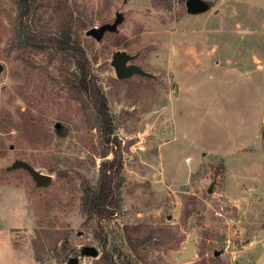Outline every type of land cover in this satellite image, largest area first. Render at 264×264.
<instances>
[{
	"label": "rangeland",
	"instance_id": "1",
	"mask_svg": "<svg viewBox=\"0 0 264 264\" xmlns=\"http://www.w3.org/2000/svg\"><path fill=\"white\" fill-rule=\"evenodd\" d=\"M224 1L214 0L213 8ZM75 2L92 20L88 29L121 18L116 32L99 42L77 33L121 150L119 211L108 224L104 250L80 209L82 185L95 187L100 163L111 158H101L103 132L89 127L78 95L65 83L76 75L71 59L12 47L16 5L0 0V240L16 229V244L30 247L34 259L35 230L67 231V254L46 252L35 264H103L105 252L119 260L126 225L164 227L182 240L149 252L154 264L192 263L204 241L206 256L217 251L224 264L250 244L264 248V70L217 73L194 64L190 55L200 49L205 15H188L178 0ZM246 2L240 14L259 22L255 6L264 0ZM37 15L36 30L53 32L50 15ZM119 51L150 77L116 79L110 62ZM17 162L50 175V184L37 187L24 169L9 170ZM188 235L194 258L179 262ZM83 246L96 248L97 257L81 256ZM245 256L234 264H264V252Z\"/></svg>",
	"mask_w": 264,
	"mask_h": 264
},
{
	"label": "trees",
	"instance_id": "2",
	"mask_svg": "<svg viewBox=\"0 0 264 264\" xmlns=\"http://www.w3.org/2000/svg\"><path fill=\"white\" fill-rule=\"evenodd\" d=\"M16 5L15 20H10L13 30L12 47L17 50L32 49L39 52H51L69 57L76 69L73 79H66L71 89L76 92L82 114L86 117L89 127H96L103 132L105 150L101 158L111 153V158L100 163L97 184L95 187L82 185L80 209L83 216L94 222L92 231L95 239L105 250L108 242V224L119 211V187L122 182V157L119 143L111 138L113 122L109 114L106 99L91 74L90 62L83 45L77 38V33L87 31L92 20L83 15L77 8L75 0H12ZM185 3L186 0H178ZM204 2V1H203ZM212 8L214 0L204 2ZM40 10L50 15L54 31L43 33L36 30L34 19ZM44 14V13H43ZM38 16V15H37ZM36 16V17H37ZM89 112L93 114L91 117ZM93 125H92V124ZM262 131L261 136L263 137ZM32 240L34 259L39 261L41 254L50 252L55 256L64 257L67 254V231L64 230H35ZM126 252L113 254L103 253V264H154L147 260V255L154 249L167 247L176 248L182 240L172 235L167 228H153L145 225H126L122 228ZM205 241L197 247L198 259L189 264H224L219 256H206Z\"/></svg>",
	"mask_w": 264,
	"mask_h": 264
},
{
	"label": "crops",
	"instance_id": "3",
	"mask_svg": "<svg viewBox=\"0 0 264 264\" xmlns=\"http://www.w3.org/2000/svg\"><path fill=\"white\" fill-rule=\"evenodd\" d=\"M246 1L226 0L216 8H208L198 13L186 12L192 17L205 15L201 19L202 26L198 34L201 40L200 49L195 55H190L194 64L212 68L217 73L264 70V5L261 3L255 6L263 17L256 23L254 18L240 14L242 3H249ZM13 230L16 229H10L8 234L3 235V240H0V259L4 260L3 264H35L30 247L25 243L16 244ZM1 233L0 229V235ZM258 246L255 243L244 247L235 256V261H243L246 252L251 250H254L256 257H260L264 248ZM234 262L230 261L231 264Z\"/></svg>",
	"mask_w": 264,
	"mask_h": 264
},
{
	"label": "water",
	"instance_id": "4",
	"mask_svg": "<svg viewBox=\"0 0 264 264\" xmlns=\"http://www.w3.org/2000/svg\"><path fill=\"white\" fill-rule=\"evenodd\" d=\"M186 12L198 13L208 9V6L202 0H186L184 3ZM121 22L120 15L117 14L116 18L111 24L105 23L98 27L89 28L85 35L92 37L95 41L99 42L105 33L116 32L117 25ZM131 60V56L125 51H119L113 54L110 65L113 68L116 79L124 80L131 76L138 75L140 77H150V74L145 72L140 67L134 64H127ZM22 168L32 178L37 187L45 188L51 182V176L48 174H42L35 171L30 165L25 162L15 163L9 170ZM210 192V190H208ZM194 237L188 235L185 242L182 244L183 252L178 255L177 260L179 262L191 261L194 258ZM219 252L215 251L214 256H217ZM80 255L88 258H96L98 251L92 246H83L80 248ZM69 263L76 264V259H70Z\"/></svg>",
	"mask_w": 264,
	"mask_h": 264
}]
</instances>
